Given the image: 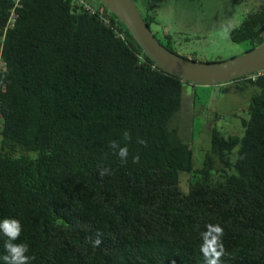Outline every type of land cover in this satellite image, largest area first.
<instances>
[{
  "label": "trees",
  "instance_id": "trees-1",
  "mask_svg": "<svg viewBox=\"0 0 264 264\" xmlns=\"http://www.w3.org/2000/svg\"><path fill=\"white\" fill-rule=\"evenodd\" d=\"M97 1L19 0L3 31L13 0H0V220L20 221L31 264H204L209 223L224 228L222 264H264V71L229 81L252 89L247 117L239 133L209 128L195 165L171 124L193 83L158 68ZM162 1L138 9L149 28ZM228 35L244 51L262 42L264 2ZM170 36L155 37L178 54Z\"/></svg>",
  "mask_w": 264,
  "mask_h": 264
},
{
  "label": "rangeland",
  "instance_id": "rangeland-1",
  "mask_svg": "<svg viewBox=\"0 0 264 264\" xmlns=\"http://www.w3.org/2000/svg\"><path fill=\"white\" fill-rule=\"evenodd\" d=\"M85 1L91 6L98 4L97 0ZM133 1L141 10L146 0ZM263 2L163 0L155 10V22L150 30L161 42L164 31L171 35L173 49L180 55L191 53L197 61L223 60L241 54L248 43L231 41L221 25L230 21L236 26L247 11ZM251 92L250 87L238 92L230 82L183 85L180 108L171 124L180 139L189 143L195 165L202 159V145L208 144L209 128H216L224 136L241 131L239 119L247 117L245 107ZM180 186L185 188V175L181 176Z\"/></svg>",
  "mask_w": 264,
  "mask_h": 264
},
{
  "label": "water",
  "instance_id": "water-1",
  "mask_svg": "<svg viewBox=\"0 0 264 264\" xmlns=\"http://www.w3.org/2000/svg\"><path fill=\"white\" fill-rule=\"evenodd\" d=\"M127 29L141 51L161 70L193 84L212 85L264 71V40L223 60L197 61L164 47L144 22L133 0H99Z\"/></svg>",
  "mask_w": 264,
  "mask_h": 264
},
{
  "label": "clouds",
  "instance_id": "clouds-1",
  "mask_svg": "<svg viewBox=\"0 0 264 264\" xmlns=\"http://www.w3.org/2000/svg\"><path fill=\"white\" fill-rule=\"evenodd\" d=\"M232 22H226L221 25L222 31L227 35L233 28ZM124 139L130 140V133L125 131L123 133ZM137 143L146 146V142L141 139H137ZM109 147L112 149L113 154L120 158L121 164L127 163V157L129 151L127 146L121 147L118 141H110ZM139 155L133 156V163H139ZM110 169L101 166L99 175L101 177L109 175ZM22 233V225L19 220L14 218H5L0 220V235H3L6 239L4 242L5 255L3 260L5 264H31V261L35 259L34 256H29V246L27 243H16L19 240ZM97 238L92 241L94 247H98L102 243L101 234L97 233ZM203 243L201 244L200 251L204 257V264H222V258L227 255L224 243V228L220 224L209 223L206 225V230L201 234Z\"/></svg>",
  "mask_w": 264,
  "mask_h": 264
},
{
  "label": "built area",
  "instance_id": "built-area-1",
  "mask_svg": "<svg viewBox=\"0 0 264 264\" xmlns=\"http://www.w3.org/2000/svg\"><path fill=\"white\" fill-rule=\"evenodd\" d=\"M77 5H80L82 8L87 9L88 11L91 10L90 5L85 0H72ZM19 0H13L10 8L8 9V14L6 16L4 25H3V31H5L6 28L11 27L14 24V21L17 17L16 9L18 7ZM4 62L0 57V70L3 69Z\"/></svg>",
  "mask_w": 264,
  "mask_h": 264
}]
</instances>
